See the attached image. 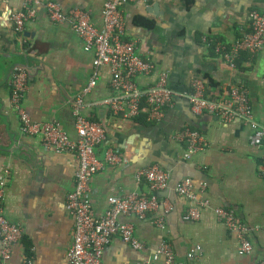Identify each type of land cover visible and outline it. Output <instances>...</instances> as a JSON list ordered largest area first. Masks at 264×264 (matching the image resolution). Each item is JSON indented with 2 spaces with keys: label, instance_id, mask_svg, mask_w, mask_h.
Returning <instances> with one entry per match:
<instances>
[{
  "label": "crops",
  "instance_id": "obj_1",
  "mask_svg": "<svg viewBox=\"0 0 264 264\" xmlns=\"http://www.w3.org/2000/svg\"><path fill=\"white\" fill-rule=\"evenodd\" d=\"M37 1L36 15L22 34L9 18V10L21 8L20 0L0 2V176L7 179L5 217L18 224L23 234L8 264H24L26 255L32 258L31 264H70L67 252L73 243L74 218L66 200L75 187L78 162L75 154L45 150L39 136L21 133L11 104L10 80L14 70H25L28 85L23 106L31 119L57 121L75 137L72 107L94 74V53L84 50L70 23L49 20L44 5L49 0ZM51 1L59 3L64 12H89L91 21L100 26L108 0ZM252 11L264 14V0H134L124 6V38L135 42L138 54L154 67L152 74L139 75L136 82L147 87L165 72L177 95L160 122H148L145 115L130 120L115 116L98 104L114 93L110 69L99 68L96 86L84 96V114L106 130V139L95 150L98 158L103 159L112 148L124 156V162L93 177L94 210L103 214L111 195L150 193L147 182H138L136 174L152 164L168 171L170 182L157 193L159 207L145 221L121 218L134 225L145 250H134L116 237L104 250L103 264H140L162 241L173 249L175 264H189L195 245L202 247L198 264L264 262V146L250 144L253 130L243 120L226 123L215 115L195 114L184 95L193 79L204 81L206 95L216 100L226 97L232 87H244L254 119L264 128V51L241 54L231 68L204 42L230 47L248 30ZM141 19L152 25L143 26ZM187 128L205 138L203 149L190 160L183 159L186 144L174 139ZM187 177L198 188L205 184V196L213 206L233 210L251 227V253L241 252L237 237L211 210L198 221L184 219L188 203L175 187ZM159 218H163L164 229L155 223ZM154 264L164 262L160 259Z\"/></svg>",
  "mask_w": 264,
  "mask_h": 264
},
{
  "label": "built area",
  "instance_id": "obj_2",
  "mask_svg": "<svg viewBox=\"0 0 264 264\" xmlns=\"http://www.w3.org/2000/svg\"><path fill=\"white\" fill-rule=\"evenodd\" d=\"M11 0H0L9 2ZM134 0H108L102 10V24L95 25L89 12L72 9L64 12L61 5L55 1H47L46 13L55 24L70 23L73 30L82 39L85 51L94 53V74L81 95L72 107L75 137L69 135L57 121H33L23 106L24 94L28 85V73L16 69L11 74V104L20 120V131L27 136L41 138L45 150L57 154L73 153L78 162L74 190L69 193L66 207L74 218L73 243L67 252L70 264H103L105 248L114 238L134 250L144 251L145 244L135 235V227L130 222L121 221L122 217H135L145 221L147 215L157 210L159 200L157 193L169 186L170 173L159 164H152L137 171L138 182L145 180L150 193L133 191L124 195L108 197V208L103 214H96L91 199L90 183L93 177L107 167H116L124 162V156L112 148L99 159L95 150L106 139L103 124L89 119L84 114V96L92 91L98 82V70L101 67L110 69V88L113 94L104 98L99 105L105 106L113 115L125 119H137L145 115L148 122H160L174 102L176 92L169 86L168 73H161L157 80L147 87L141 88L136 82L139 75L148 76L154 72L151 62L141 57L135 42L124 38L126 23L123 8ZM149 1V0H144ZM21 8L9 10V18L18 34H22L25 24L36 15L37 0H20ZM209 47H214L231 68L241 54L257 55L264 51V14L252 11L249 14V26L243 31L242 37L226 47L220 43L213 45L204 39ZM191 110L195 114H211L222 122H231L236 118L250 126L253 133L250 144L255 147L264 146V128L254 119L250 104L249 92L244 87H232L228 95L220 100L210 99L206 95V85L200 79H193L190 89L184 93ZM177 142L186 144L183 159L190 160L203 149L204 136L193 129H184L174 137ZM264 179V170L262 172ZM6 175L0 176V264H8L13 247L23 236L20 226L9 221L4 214ZM175 191L183 197L188 208L184 219L198 221L207 210H211L218 221L222 222L236 237L240 250L244 254L252 252L253 245L248 238L251 227L241 221L233 210L225 207H215L205 196V184L198 188L192 178L180 181ZM164 229L163 218L155 221ZM254 230V228H252ZM256 229V228H255ZM202 247L195 245L189 254V264H198ZM24 264H31L32 258L25 256ZM164 264H175L176 258L169 243L162 241L157 250L140 264H154L158 260ZM257 264H264L263 261Z\"/></svg>",
  "mask_w": 264,
  "mask_h": 264
},
{
  "label": "trees",
  "instance_id": "obj_3",
  "mask_svg": "<svg viewBox=\"0 0 264 264\" xmlns=\"http://www.w3.org/2000/svg\"><path fill=\"white\" fill-rule=\"evenodd\" d=\"M187 2H190L191 0H186ZM140 24H142L143 26H146V27H150L152 25V23L148 22V21H145L143 19H141L139 21Z\"/></svg>",
  "mask_w": 264,
  "mask_h": 264
},
{
  "label": "water",
  "instance_id": "obj_4",
  "mask_svg": "<svg viewBox=\"0 0 264 264\" xmlns=\"http://www.w3.org/2000/svg\"><path fill=\"white\" fill-rule=\"evenodd\" d=\"M152 8V7H151ZM153 8H156L155 6L153 7ZM150 9V8H149ZM27 34H25V36H26Z\"/></svg>",
  "mask_w": 264,
  "mask_h": 264
}]
</instances>
